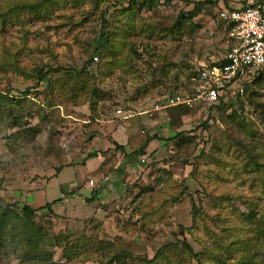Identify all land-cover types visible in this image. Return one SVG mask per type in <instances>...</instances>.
I'll return each mask as SVG.
<instances>
[{"label":"rangeland","instance_id":"374dc122","mask_svg":"<svg viewBox=\"0 0 264 264\" xmlns=\"http://www.w3.org/2000/svg\"><path fill=\"white\" fill-rule=\"evenodd\" d=\"M139 1L0 0V264H264V72L219 110L154 111L228 53L220 11L259 0ZM103 30L116 54L87 66Z\"/></svg>","mask_w":264,"mask_h":264},{"label":"built area","instance_id":"2783aa9c","mask_svg":"<svg viewBox=\"0 0 264 264\" xmlns=\"http://www.w3.org/2000/svg\"><path fill=\"white\" fill-rule=\"evenodd\" d=\"M219 18L227 27L231 44L226 63L201 68L191 93L170 95L166 105H158L156 110L217 105L228 96L243 94L250 74L264 72V0L243 8L222 9Z\"/></svg>","mask_w":264,"mask_h":264},{"label":"trees","instance_id":"16d2710c","mask_svg":"<svg viewBox=\"0 0 264 264\" xmlns=\"http://www.w3.org/2000/svg\"><path fill=\"white\" fill-rule=\"evenodd\" d=\"M139 0H136V2H138ZM160 1L161 0H140L139 2H141V4L143 5L142 8H145V9H148V10H152L153 8L155 9L159 4H160ZM165 1L167 4H171L173 3L174 0H163ZM201 5V2H195V6L196 7H199ZM116 54V51H115V46H114V43L112 42V36L111 34L108 32H105V30H103L102 34L99 35V37L97 38L96 40V43H95V46H94V51H93V54H92V57L90 58V60L87 62V66H91L93 64V58H98L99 60V57L98 56H103V55H108V57H112ZM97 55V56H96ZM95 56V57H94ZM223 63L219 64V65H223ZM62 72L66 75V79H67V82L69 83V87H71L73 90H74V93H82L83 91H87L88 88H87V85H86V80L83 79V76L86 74V68H83L82 70H79L77 68L75 69H72L71 67H69L68 70L64 69V68H61ZM48 73L50 72H45V70L39 72V85L46 82L48 83V86L46 88V91L47 89L49 88L50 90L54 89V88H57V89H61L64 87L65 85V82H66V79H64L63 83H62V87L60 86V81L63 79V78H60V79H55V80H59V81H56L55 83L52 81V79L50 77H48ZM258 75V73H252L249 75V78L247 81H245V85H248L250 83V81H252V79H255L256 76ZM262 73L259 76V79L262 77L261 76ZM197 77V74L195 75V77L193 78H196ZM72 80V81H71ZM55 85V86H54ZM54 86V87H53ZM69 87L68 88H65L66 90L69 91ZM193 87H191L190 89L192 90ZM56 89V90H57ZM24 97H27V96H30V90H27V92H24L23 93ZM177 94V93H175ZM174 95V94H172ZM238 98H240V96H237ZM223 99H221V101L219 102V104L217 105H214V109L216 110H219L221 109V106L223 105ZM182 108L181 109V112L183 113H188V109H186L185 107H180ZM213 109V108H212ZM209 118H211V115L208 116L207 120H209ZM206 120V121H207ZM178 139L182 138L181 137V134H178L177 135ZM160 140L159 138L157 137H151V138H147L145 144L136 152H134L135 154H130V156H127L128 158L131 157L133 158V156H143L145 155V151L147 150V147L149 145L150 142L152 141H155V140ZM116 145V149L117 150H120L122 152H124L125 154V148L123 146H119V144H115ZM92 157H97V153L96 152H93L90 154V156H88V159L92 158ZM61 199L53 202V203H50L47 205V208L51 211L52 208H53V205L54 204H58V203H61ZM24 213L25 215L27 216L28 219L32 220V218L35 216V214L37 213L36 210H33L31 209L30 207H25L24 208ZM247 224L249 227L254 228L252 226H259L260 229H262V231H264V215L258 219V216H257V210H254L253 208H251L250 212L248 213L247 215ZM238 244L241 245V248L244 247L243 245H245V247L247 248H250V246H253L254 241L253 243H240V242H237ZM184 248H186L188 250V252L191 254V256L194 257V259H196L197 261L200 260L199 258V255L198 254H194L192 248L189 246V244H184L183 245ZM246 248V249H247ZM168 249V250H167ZM170 252L169 251V247L167 248L166 247H163L162 249H160L158 251V254L159 253H162V254H165V253H168ZM172 255V254H171ZM165 259H168V256H165Z\"/></svg>","mask_w":264,"mask_h":264},{"label":"crops","instance_id":"0c3cea01","mask_svg":"<svg viewBox=\"0 0 264 264\" xmlns=\"http://www.w3.org/2000/svg\"><path fill=\"white\" fill-rule=\"evenodd\" d=\"M229 51H230V48H231V44L229 43ZM228 51V52H229ZM228 54V53H227ZM227 54L225 55V56H223L222 58H220V60H216V61H213L211 64H202V66H201V68H203V67H209V66H217V67H220V66H223L225 63H226V56H227ZM224 62V64L223 65H219V64H221V63H223ZM201 68H198V70H197V72L201 69ZM248 78H249V76L245 79V81H247L248 80ZM194 80V85H195V78L193 79ZM245 81H244V85H245ZM193 87V86H192ZM179 93H181V92H179ZM179 93H177V94H179ZM238 96V95H237ZM231 97H233V96H231ZM227 98V97H226ZM162 110H165V109H162ZM154 111H161V110H154Z\"/></svg>","mask_w":264,"mask_h":264}]
</instances>
